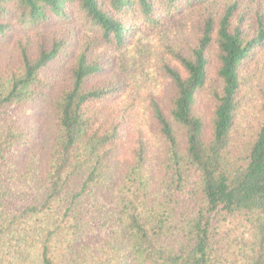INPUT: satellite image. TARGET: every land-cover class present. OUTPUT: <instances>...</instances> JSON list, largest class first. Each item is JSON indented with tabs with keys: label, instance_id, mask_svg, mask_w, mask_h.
<instances>
[{
	"label": "trees",
	"instance_id": "16d2710c",
	"mask_svg": "<svg viewBox=\"0 0 264 264\" xmlns=\"http://www.w3.org/2000/svg\"><path fill=\"white\" fill-rule=\"evenodd\" d=\"M0 264H264V0H0Z\"/></svg>",
	"mask_w": 264,
	"mask_h": 264
}]
</instances>
